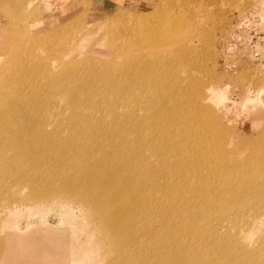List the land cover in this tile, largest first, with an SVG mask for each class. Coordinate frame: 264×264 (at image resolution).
I'll return each mask as SVG.
<instances>
[{
    "label": "bare ground",
    "instance_id": "obj_1",
    "mask_svg": "<svg viewBox=\"0 0 264 264\" xmlns=\"http://www.w3.org/2000/svg\"><path fill=\"white\" fill-rule=\"evenodd\" d=\"M43 1L0 0V8L13 12L7 8L10 2L17 8L41 5ZM54 36L48 38L49 43L55 41ZM156 45L160 44L153 41L149 47ZM43 49L32 44L29 56L40 59L39 55L45 54ZM139 59L142 76L132 77L129 93L136 95L131 94L129 101L120 83L112 88L106 81L112 80V71L107 68L111 64L107 63L102 81L109 90L105 89L102 101L93 100L97 92L91 88L78 92L81 84L79 80L77 84L70 82L75 72L66 67L57 83L50 82L52 77L46 70L43 89L49 100L45 105L30 77L41 60L27 68L23 61L17 62L7 85L15 92H0V176L10 180L9 193L28 187L27 197L40 202L41 192L49 199L74 205L93 221L89 229L83 227L85 239L75 241L44 222L38 224L36 216L21 223V213L16 209L19 200L8 201L7 193V203L0 205V228L7 235L0 246V264H93L86 251H74L75 258L62 257L59 248L72 244L77 251L88 246L92 252L100 251L108 258L105 264H245L230 244L217 239L230 232L239 234L241 227L233 221L225 224L227 217L211 219L201 211L246 205L264 208V127L253 142L230 141L216 119V105L206 90L191 93V100L178 104L177 96L173 98L159 80L164 73L162 56L152 57L154 61ZM24 70L28 74L20 72ZM132 70L130 65V74ZM90 72L99 76L103 70L97 72L90 67ZM142 77L150 92L144 91ZM88 81L93 80L88 77ZM142 92L145 102L138 98ZM256 98L264 108V86L256 91ZM171 105L173 111L169 110ZM115 106L122 107L123 113L112 125ZM125 121L127 125L122 126ZM165 125L177 126V130L163 136L152 130ZM171 135L178 140L192 139L179 148L173 146L175 161H171L172 154L163 143L156 145ZM147 170L148 176L144 175ZM175 173L179 175L174 177ZM3 192L0 185V194ZM219 197L234 205H212V200L223 201ZM194 199L201 202L195 204ZM62 223L65 221L60 217L57 224ZM245 223L250 222L244 220L242 225ZM70 228L79 229L80 225L72 222ZM132 245L144 255L139 258L128 254ZM225 255L231 257L230 261Z\"/></svg>",
    "mask_w": 264,
    "mask_h": 264
},
{
    "label": "rangeland",
    "instance_id": "obj_2",
    "mask_svg": "<svg viewBox=\"0 0 264 264\" xmlns=\"http://www.w3.org/2000/svg\"><path fill=\"white\" fill-rule=\"evenodd\" d=\"M26 5L14 8L12 2L8 3L7 8L14 10L13 12H5V9L0 8L1 95H7L9 91L15 92L9 90L7 85L12 79L11 73L17 62L23 61L22 65L27 68L34 61L41 60L42 64L30 73V77L34 79L37 94L43 98L44 105L49 100V95L43 89L47 80L44 76L46 70L49 72L48 76L52 77L50 82L57 83L62 80V69L66 67H71L75 72L71 74L70 82L77 84L76 80H79L81 84L77 91L85 92L91 88L97 92L93 100L99 102L103 100L107 89L102 75L105 64L108 63L111 64L107 68L112 71V80L106 81L112 84V88L120 83L129 101V96L135 94L133 91L129 93L132 77L140 79L142 76L139 58L153 60L152 57L162 56L161 68L164 73L159 80L173 98L177 96L178 104L191 100V93L206 90V94L215 102L212 103L216 105V119L224 127L225 136L230 141L253 142L263 130L264 108L257 102L256 91L264 86V0H44L41 5ZM52 34L55 35V41L49 43L48 38ZM61 38L65 41H61ZM153 41L160 45H156V48L149 47ZM32 44L45 48L42 50L45 54L39 55L40 59L29 56ZM130 65H133L132 74L129 72ZM90 67L97 72L102 68L103 72L99 76L97 73L92 74ZM20 72L28 74L25 70ZM88 77L93 81L89 82ZM26 79L27 77L21 83ZM145 81L142 77L144 91L150 92V86ZM145 92L140 93L138 98L143 99ZM55 100L53 98L52 102ZM169 110L173 111L172 105ZM100 113L99 110L97 114ZM121 113L122 107L112 108V125L116 122L115 117ZM125 125L126 121L122 123V126ZM152 130L163 136L170 131L174 134L177 126L165 125L153 127ZM120 137L126 136L120 134ZM191 140H178L175 135H171L156 145L163 143L172 154L171 161H175L174 152L171 151L173 146L177 145L179 148ZM143 156L146 157L144 153ZM146 161H149L147 157ZM154 166L159 167L156 164ZM148 172L149 170L144 175L148 176ZM178 175L175 173L174 177ZM9 182L8 178L0 176V185L5 190L0 194L2 206L7 203ZM28 192L30 189L23 187L12 189L8 194V201L19 200L16 209L21 213V223L28 217L36 216L38 224L44 222L62 236L76 239L75 241L85 239L83 227L90 228L92 216L81 214L74 205L70 207L60 200L49 199L41 192V201L38 202L27 197ZM188 194L192 197L191 193ZM219 198L223 201L212 200L211 204L224 202L234 205L228 203L227 198ZM200 202L194 199L195 204ZM201 212L211 219L227 217L228 220L223 221L225 224L233 221L237 227H241L239 234L230 232L217 239L230 244L234 254L245 259V264L262 263L264 208L253 205L243 208L229 206L221 210L212 208ZM1 217L0 215V222ZM60 217L64 218L65 223L58 226ZM244 220L250 223L242 225ZM72 222L79 224L80 228L71 229ZM16 223L17 221L14 225ZM157 223L158 220H155L154 224ZM6 236L4 228H0V246ZM74 246L75 244L68 248L60 247V255L75 258V253L86 251L93 264H105V259L108 260L100 251L92 252L91 246L78 251V247ZM242 247L244 252H240ZM130 253L139 258L144 255V251L138 250L134 245L130 247L128 254ZM256 257L260 259L257 260ZM224 258L227 261L231 259L227 255Z\"/></svg>",
    "mask_w": 264,
    "mask_h": 264
}]
</instances>
